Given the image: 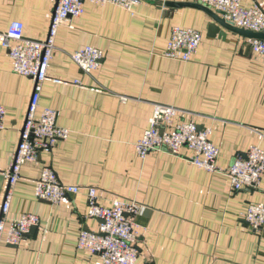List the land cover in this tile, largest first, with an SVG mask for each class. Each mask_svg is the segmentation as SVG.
Instances as JSON below:
<instances>
[{
    "label": "crops",
    "instance_id": "crops-1",
    "mask_svg": "<svg viewBox=\"0 0 264 264\" xmlns=\"http://www.w3.org/2000/svg\"><path fill=\"white\" fill-rule=\"evenodd\" d=\"M56 1L0 0V31L20 21L25 37L43 41ZM139 1L128 11L84 0L82 13L58 28L36 115L43 107L54 109L69 136L51 153L24 163L21 179L11 186L3 174L33 81L13 72L0 45V206L8 191L10 219L23 213L39 219L18 245L0 244V264H103L77 245L82 230L95 232L100 223L86 217L85 194L65 196L56 205L35 196L44 166L63 183L95 187L100 205L109 206L113 197L139 203L137 264H264V225L254 231L243 218L249 205L264 204V173L258 188L238 191L223 173L250 145L264 152V57L235 32L218 27L224 35L211 36V19L202 9L171 6L193 0ZM242 4L264 10V0ZM175 26L202 35L187 61L163 54ZM85 46L103 53L89 73L71 58ZM155 104L178 110L174 124L192 121L207 133L218 148V171L194 165L186 148L180 156L164 149L138 156L135 145Z\"/></svg>",
    "mask_w": 264,
    "mask_h": 264
},
{
    "label": "built area",
    "instance_id": "built-area-1",
    "mask_svg": "<svg viewBox=\"0 0 264 264\" xmlns=\"http://www.w3.org/2000/svg\"><path fill=\"white\" fill-rule=\"evenodd\" d=\"M84 0H57L52 11L47 36L43 41L30 39L23 34L20 21L10 23L6 31H0V45L8 50L13 72L27 76L33 81V91L26 111L19 140L4 177L8 185L21 179L20 169L24 163L35 162L42 152L51 153L58 141L69 136V130L56 123L57 113L50 107H43L39 115L41 85L48 80L47 68L55 47L58 28L68 18L77 17L83 11ZM93 3L113 4L130 11L139 0H87ZM220 12L222 17L234 26L255 32L264 31V10L257 4L246 7L242 0H193ZM201 33L193 28L175 26L163 54L171 59L187 61L197 50ZM248 46L254 53L264 57V40L248 39ZM72 60L85 73L96 68L103 58L101 50L85 46L71 54ZM178 110L169 105L155 104L148 120V127L135 145L141 158L150 151L166 150L181 155L183 148L192 154L190 161L207 171H218L216 159L218 148L210 142L205 131H199L192 121L173 123ZM5 109L0 105V127ZM223 173L228 177L233 190L258 188L264 173V152L258 145H250L244 157L236 158ZM34 194L38 199L56 205L65 196L84 193L86 196V217L99 219L97 231L82 230L78 247L97 254L103 264H137V225L135 217L140 205L134 200L113 197L109 206L100 205L97 189L63 183L51 167L44 166L35 180ZM10 192H6L0 206V244L18 245L22 237L38 224L33 213H23L15 219L8 215ZM243 218L251 229L259 231L264 225V204H251Z\"/></svg>",
    "mask_w": 264,
    "mask_h": 264
},
{
    "label": "water",
    "instance_id": "water-1",
    "mask_svg": "<svg viewBox=\"0 0 264 264\" xmlns=\"http://www.w3.org/2000/svg\"><path fill=\"white\" fill-rule=\"evenodd\" d=\"M170 5V4H168ZM182 5H192L202 9L211 19V23L208 25V32L211 36L214 34H219L223 36L224 33L220 32L218 27H221L225 30L235 32L238 35L244 36L247 39H261L264 40V31L255 32L246 28H239L234 26L232 23L225 20L220 12L212 11L209 7L199 4V3H186V4H171V6H182ZM33 228V227H32Z\"/></svg>",
    "mask_w": 264,
    "mask_h": 264
}]
</instances>
